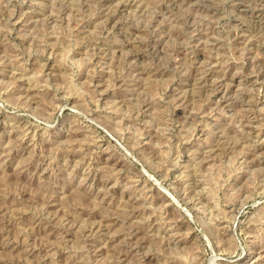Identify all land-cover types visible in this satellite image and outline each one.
<instances>
[{
	"label": "rangeland",
	"instance_id": "1",
	"mask_svg": "<svg viewBox=\"0 0 264 264\" xmlns=\"http://www.w3.org/2000/svg\"><path fill=\"white\" fill-rule=\"evenodd\" d=\"M263 15L0 0V264H264Z\"/></svg>",
	"mask_w": 264,
	"mask_h": 264
},
{
	"label": "bare ground",
	"instance_id": "2",
	"mask_svg": "<svg viewBox=\"0 0 264 264\" xmlns=\"http://www.w3.org/2000/svg\"><path fill=\"white\" fill-rule=\"evenodd\" d=\"M239 1V0H238ZM260 5V4H259ZM255 7V6H254ZM254 10V9H253ZM2 11V10H1ZM110 15V14H109ZM121 15V14H120ZM189 15V14H188ZM264 16V15H263ZM249 17V16H248ZM262 17V16H261ZM119 18V17H118ZM186 19V18H185ZM5 20V19H4ZM25 20V19H24ZM105 20H107V19H105ZM243 21V20H242ZM114 22V21H113ZM117 22V21H116ZM112 24V23H111ZM8 26V25H7ZM78 26V25H77ZM255 27V26H254ZM249 29V28H248ZM124 30V29H123ZM262 31V30H261ZM261 36V35H260ZM257 39V38H256ZM260 41V40H259ZM96 44V43H95ZM121 44V43H120ZM256 44V43H255ZM257 45V44H256ZM255 45V46H256ZM95 46V45H94ZM134 48V47H133ZM90 50V49H89ZM158 51V50H157ZM183 51V50H182ZM90 52H92V51H90ZM136 52V51H135ZM208 56V55H207ZM262 56V55H261ZM93 60V59H92ZM234 60V59H233ZM208 61V60H207ZM256 61V60H255ZM260 62V61H259ZM12 63V62H11ZM258 63V62H257ZM262 63V62H261ZM44 65V64H43ZM205 65V64H204ZM206 67V66H205ZM145 69V68H144ZM191 69V68H190ZM195 69V68H194ZM95 74V73H94ZM260 74V73H259ZM93 75V74H92ZM264 77V76H263ZM137 78V77H136ZM95 79V78H94ZM135 79V78H134ZM225 83V82H224ZM222 84V83H221ZM219 87V86H218ZM25 92V91H24ZM20 93V92H19ZM33 98V97H32ZM96 98V97H95ZM126 107V106H125ZM210 114V113H209ZM129 115V114H128ZM130 117V116H129ZM136 117V116H135ZM129 119V118H128ZM252 120V119H251ZM17 124V123H16ZM244 124V123H243ZM30 129V128H29ZM203 131V130H202ZM237 142V141H236ZM229 143V142H228ZM245 144V143H244ZM12 145V144H11ZM100 145V144H99ZM199 145V144H198ZM226 145V144H225ZM247 146V145H246ZM11 147V146H10ZM10 149V148H9ZM216 151V150H215ZM5 152V151H4ZM223 152V151H222ZM11 153V152H10ZM216 153V152H215ZM241 153V152H240ZM257 153V152H256ZM207 154V153H206ZM245 155V154H244ZM257 155H258V153H257ZM207 159V158H206ZM136 175V174H135ZM193 176V175H192ZM196 177V176H195ZM102 178V177H101ZM106 182V181H105ZM144 183V182H143ZM185 184V183H184ZM143 190V189H142ZM151 194V193H150ZM159 203V202H158ZM12 210V209H11ZM2 213V212H1ZM135 213V212H134ZM22 214V213H21ZM19 216V215H18ZM127 217V216H126ZM50 219V218H49ZM69 219V218H68ZM100 219V218H99ZM4 221H5V219H4ZM32 221V220H31ZM40 221V220H39ZM129 222V221H128ZM28 223V222H27ZM59 223V222H58ZM108 223V222H107ZM7 225V224H6ZM28 225V224H27ZM179 225V224H178ZM126 226V225H125ZM3 227V226H2ZM51 228V227H50ZM66 228H68L67 226H66ZM139 228V227H138ZM52 230V229H51ZM125 230V229H124ZM132 233V232H131ZM88 234V233H87ZM48 235V234H47ZM136 235V234H135ZM13 236V235H12ZM88 236V235H87ZM138 236V235H137ZM10 237V236H9ZM125 237V236H124ZM177 238V237H176ZM135 239V238H134ZM88 241V240H87ZM226 241V240H225ZM5 242V241H4ZM10 242V241H9ZM94 242V241H93ZM85 243V242H84ZM87 243V242H86ZM54 245V244H53ZM132 245H134V243L132 244ZM137 245V244H136ZM24 248V247H23ZM27 248H28V246H27ZM120 250V249H119ZM26 252V251H25ZM118 255V254H117ZM212 260V259H211ZM89 261H91V260H89ZM24 263V262H23ZM113 263V262H112ZM124 263V262H123Z\"/></svg>",
	"mask_w": 264,
	"mask_h": 264
}]
</instances>
